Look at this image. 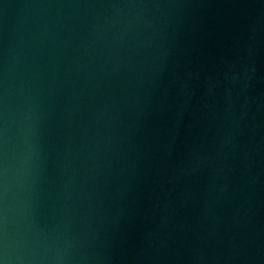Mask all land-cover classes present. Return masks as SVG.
<instances>
[{"label":"water","instance_id":"water-1","mask_svg":"<svg viewBox=\"0 0 264 264\" xmlns=\"http://www.w3.org/2000/svg\"><path fill=\"white\" fill-rule=\"evenodd\" d=\"M0 264H264V0H0Z\"/></svg>","mask_w":264,"mask_h":264}]
</instances>
